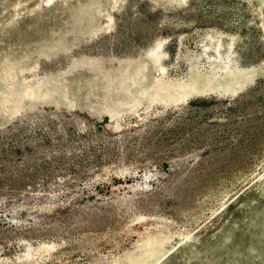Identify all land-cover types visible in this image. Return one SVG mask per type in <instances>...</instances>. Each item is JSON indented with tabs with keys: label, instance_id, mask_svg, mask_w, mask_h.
Here are the masks:
<instances>
[{
	"label": "rangeland",
	"instance_id": "1",
	"mask_svg": "<svg viewBox=\"0 0 264 264\" xmlns=\"http://www.w3.org/2000/svg\"><path fill=\"white\" fill-rule=\"evenodd\" d=\"M0 264H264V0H0Z\"/></svg>",
	"mask_w": 264,
	"mask_h": 264
}]
</instances>
